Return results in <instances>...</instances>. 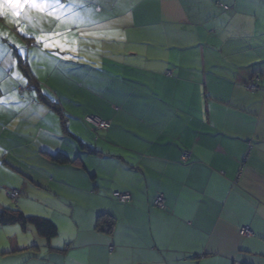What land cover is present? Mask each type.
<instances>
[{"label":"crops","instance_id":"0c3cea01","mask_svg":"<svg viewBox=\"0 0 264 264\" xmlns=\"http://www.w3.org/2000/svg\"><path fill=\"white\" fill-rule=\"evenodd\" d=\"M83 4L75 20L32 12L23 32L0 29V175L14 181L0 180V203L23 212L31 199L57 227L12 264H264V0ZM14 54L67 132L18 78ZM86 115L111 128L94 137ZM57 153L75 164H53ZM5 229L0 238L17 237Z\"/></svg>","mask_w":264,"mask_h":264},{"label":"trees","instance_id":"16d2710c","mask_svg":"<svg viewBox=\"0 0 264 264\" xmlns=\"http://www.w3.org/2000/svg\"><path fill=\"white\" fill-rule=\"evenodd\" d=\"M23 39L28 41V46L29 48L32 46V48H38L36 44H31L32 39L31 38H25L22 36ZM14 57L16 59V67L19 70L20 74L27 80L28 82V87L30 90H32L39 102L45 104L50 111L55 113V115L58 117L59 122L64 130V132H67L66 130V117L63 113V111L60 109L59 105L52 101L48 95H46L45 91L41 90L39 84L35 80V78L32 75L31 70L29 69L27 63L23 58L20 56L14 54ZM256 78V77H255ZM24 91L25 89H22ZM87 117H95V116H90L86 115L82 118V122L84 125L87 127L88 131L94 135V137L97 138V133L102 132V131H107L111 128V123L109 121H105L100 119L102 122H106L109 124V128L107 130H94L91 127H89L85 123V118ZM51 162L59 167L62 166H67L69 164H75V159L74 160H69L67 156H65L62 153H57L55 156L50 158ZM15 193V195H13ZM20 196V192L17 190H12L7 194V197L11 199L14 203L17 202L18 198ZM112 225L111 218L108 216L101 215L98 217L97 221V229L104 233H109L110 232V227ZM0 226L1 227H19L21 233H26L29 229L33 230L36 234V236L42 240H44L46 243H49L52 239H54L57 236V227L55 224L48 220V219H43L40 217H35V216H25L20 210L17 208L9 209L4 207L0 203ZM17 237L16 236H11L7 239L8 245H9V250L5 255L8 254H16L20 252V249L17 245ZM32 250H35L36 248L32 247Z\"/></svg>","mask_w":264,"mask_h":264},{"label":"snow or ice","instance_id":"6c2138e0","mask_svg":"<svg viewBox=\"0 0 264 264\" xmlns=\"http://www.w3.org/2000/svg\"><path fill=\"white\" fill-rule=\"evenodd\" d=\"M77 0H70L69 3H64L63 0H0V17L6 16L11 13V16L15 20H23L28 23H34V17L31 15L33 11L37 13H44L54 17L57 21L62 18H67L68 13L72 14L73 20H75L80 13L76 11L75 5ZM80 8L84 7L83 0H79ZM23 32V29H19ZM28 35V33H23ZM37 42H41V38L37 37ZM44 47H56L45 39ZM61 50L63 46L61 45ZM67 58V57H66ZM18 78L24 79L19 73L16 74Z\"/></svg>","mask_w":264,"mask_h":264},{"label":"rangeland","instance_id":"374dc122","mask_svg":"<svg viewBox=\"0 0 264 264\" xmlns=\"http://www.w3.org/2000/svg\"><path fill=\"white\" fill-rule=\"evenodd\" d=\"M34 12V14L36 13V14H43V13H37V12H35V11H33ZM33 14V13H32ZM47 15V14H46ZM3 18V22H0V29L2 30V31H4L6 34H8L9 32H11L12 33V31L13 30H15V31H17V32H19L20 30L19 29H23V20H15L12 16H11V13H8L5 17H2ZM63 23V28H68L70 25L68 24V23H65V22H62ZM75 26H76V28H78L81 24H74ZM14 28H16V29H14ZM34 30V29H33ZM34 31H36V30H34ZM30 37V36H29ZM52 37H53V35L51 34V35H48L46 38H47V41L48 40H51L52 39ZM15 39V38H14ZM22 76V75H21ZM25 79V78H24ZM26 80V79H25ZM3 88H5V86L3 87ZM12 87L11 86H9L7 89H5V92H10L11 93V91H12ZM25 90H27V88L25 89ZM9 171H11V169L9 170ZM5 176V177H4ZM6 176H7V174H5L4 173V175L3 174H1L0 175V180H2L3 181V184L5 185V186H11V185H13L12 187H14V181L13 180H11L10 178H6ZM15 176V175H14ZM18 176V175H17ZM5 179V180H4ZM17 187V188H16ZM15 190H17V191H19L18 190V185H16L15 186V188H14ZM11 191V190H10ZM25 197V196H24ZM19 199V198H18ZM21 199H23V198H21ZM23 203H24V207H23V214L25 215V216H35V217H40V218H43V219H47V218H44V212L45 211H43V209H41V207H40V209H39V207L37 206V202H33V200H31V199H26V198H24L23 199ZM38 210V211H37ZM42 215V216H41ZM6 231H14V230H16L17 231V245H18V247H22V245L23 246H25V245H31V246H33V245H35V244H33V241L37 244V245H39L38 247H43L46 243H45V241L44 240H41V239H38V237H36L34 234H29V233H21V231H20V229H19V227L17 226V227H6V229H5ZM31 230V229H30ZM12 233V232H11ZM8 235H10V237H11V234H10V232L8 233ZM35 238H37V241H36V239ZM0 239H2L1 241H0V264H12V258H13V256L11 255V254H8V255H5L7 252H8V250H9V245H8V242H7V240L5 239V236L3 237V236H1V238ZM15 255V254H14Z\"/></svg>","mask_w":264,"mask_h":264},{"label":"built area","instance_id":"2783aa9c","mask_svg":"<svg viewBox=\"0 0 264 264\" xmlns=\"http://www.w3.org/2000/svg\"><path fill=\"white\" fill-rule=\"evenodd\" d=\"M226 9V8H225ZM246 90L253 92L258 90V78H255L253 82L245 86ZM85 123L94 130H107L109 128V124L106 122H102L100 119L96 117H87L85 118ZM15 195V193H13ZM115 200L119 204H126L131 201V197L128 194H117L115 195ZM154 207L159 210H164V199L162 197H157L154 202ZM239 235L241 237H248L251 235L250 230L247 228H243L239 231ZM109 250H112L111 248Z\"/></svg>","mask_w":264,"mask_h":264}]
</instances>
